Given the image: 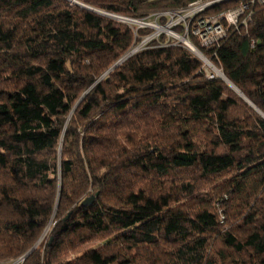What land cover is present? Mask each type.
<instances>
[{
	"label": "trees",
	"instance_id": "16d2710c",
	"mask_svg": "<svg viewBox=\"0 0 264 264\" xmlns=\"http://www.w3.org/2000/svg\"><path fill=\"white\" fill-rule=\"evenodd\" d=\"M75 1L0 0V264H264V4L200 48L253 107L80 5L164 24L194 0Z\"/></svg>",
	"mask_w": 264,
	"mask_h": 264
},
{
	"label": "built area",
	"instance_id": "2783aa9c",
	"mask_svg": "<svg viewBox=\"0 0 264 264\" xmlns=\"http://www.w3.org/2000/svg\"><path fill=\"white\" fill-rule=\"evenodd\" d=\"M220 1L223 0H194L186 7L179 10H167L159 12L156 14V17L160 15L167 17L166 22L161 25H157L155 20L143 21L118 15L117 16L119 20L135 23L139 27H150L147 25V23L155 22L153 24L155 25L154 27L156 28V32L153 31L151 34L144 37L140 42L142 45L152 38H157L158 35L163 32L167 35V41L169 39H176L177 42L183 43V40L178 41L177 38L184 37V41L193 47V53L201 61V70L204 75L207 78L221 77L222 72L219 66L215 65L212 60L201 51V49L211 53L212 56H216L215 49L219 46L221 40L226 36L228 28H246L251 19L253 7L255 5L264 4V0H240L238 4L232 7L213 13L202 14L203 11L207 10L209 7ZM177 24H181L183 27L182 36L177 35L173 31L174 26ZM189 34H191L196 39L199 47L193 45L189 41ZM172 44H174V42H172ZM137 49L139 48L135 46L131 51L134 52ZM22 261L23 256L11 261L8 264H20Z\"/></svg>",
	"mask_w": 264,
	"mask_h": 264
},
{
	"label": "rangeland",
	"instance_id": "374dc122",
	"mask_svg": "<svg viewBox=\"0 0 264 264\" xmlns=\"http://www.w3.org/2000/svg\"><path fill=\"white\" fill-rule=\"evenodd\" d=\"M103 12V11H102ZM106 13V12H105ZM107 14H109V13H107ZM103 15H106V14H103ZM111 15H113V14H111ZM110 15V16H111ZM107 16H109V15H107ZM114 16V15H113ZM112 17V16H111ZM153 23H155V22H153ZM157 25H159V23H157ZM161 25V24H160ZM163 26V25H162ZM149 28H151V27H149ZM154 32H156V28L154 27V28H151ZM173 31L177 34V35H179V36H182L183 35V33H180V32H177V31H175L174 29H173ZM159 32V31H158ZM164 33V32H163ZM161 34V33H160ZM165 34V33H164ZM141 43L139 42L137 45H136V47L137 48H140L141 47ZM134 48V47H133ZM132 48V49H133ZM131 49V50H132ZM46 231H47V228L45 229V231H43L42 232V234H41V236L39 237V239L37 240V242H36V244H38V243H40L41 242V240H43L44 238H45V236H46ZM98 244H99V241L97 240V239H93V240H91V241H89V243H87L83 248H88V247H97L98 246ZM22 263V262H21ZM20 263V264H21Z\"/></svg>",
	"mask_w": 264,
	"mask_h": 264
},
{
	"label": "water",
	"instance_id": "95a60500",
	"mask_svg": "<svg viewBox=\"0 0 264 264\" xmlns=\"http://www.w3.org/2000/svg\"><path fill=\"white\" fill-rule=\"evenodd\" d=\"M73 1V0H72ZM75 1V0H74ZM76 2V1H75ZM76 3H78V2H76ZM79 4V3H78ZM81 6H83V7H85V8H87V9H90V10H93V11H95V12H98V13H101V14H106V15H111V14H107V13H105V12H102V11H100V10H97V9H94V8H91V7H89V6H85V5H82V4H80ZM112 17H114V18H117L118 19V16L117 15H111ZM177 40L178 41H181V40H183V43L193 52V47L189 44V43H187L186 41H184V37H181V38H177ZM132 52V51H131ZM222 78H224V76H223V74H222V76H221ZM224 80H226L230 85H231V87H233V89H235L236 91H237V93H239L240 94V96L241 97H243V99H245L247 102H249L252 106H253V104L245 97V96H243V94L230 82V81H228L227 79H225L224 78ZM254 107V106H253Z\"/></svg>",
	"mask_w": 264,
	"mask_h": 264
},
{
	"label": "bare ground",
	"instance_id": "6f19581e",
	"mask_svg": "<svg viewBox=\"0 0 264 264\" xmlns=\"http://www.w3.org/2000/svg\"><path fill=\"white\" fill-rule=\"evenodd\" d=\"M147 25H149L150 27H154L155 26L153 23H147Z\"/></svg>",
	"mask_w": 264,
	"mask_h": 264
}]
</instances>
